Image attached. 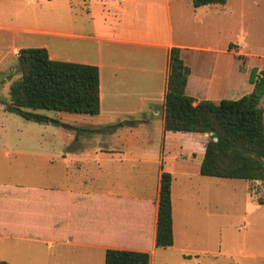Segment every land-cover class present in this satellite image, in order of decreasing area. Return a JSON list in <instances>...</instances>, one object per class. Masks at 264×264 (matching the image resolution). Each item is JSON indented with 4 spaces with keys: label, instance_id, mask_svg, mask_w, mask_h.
<instances>
[{
    "label": "crops",
    "instance_id": "0c3cea01",
    "mask_svg": "<svg viewBox=\"0 0 264 264\" xmlns=\"http://www.w3.org/2000/svg\"><path fill=\"white\" fill-rule=\"evenodd\" d=\"M188 3L187 14L179 0H67L61 5L64 18L56 33L73 38L90 59L59 60L98 66L100 111L78 113L79 120L68 121L59 114V122L73 127L60 125L66 135L70 130L74 135L52 147L30 143L26 150L0 144V162L7 166L0 170L1 238L87 247L102 264L107 248L147 251L154 264L159 249L176 245L177 227L208 224L202 184L209 176L200 173L208 135L163 129L168 55L172 47L181 49L190 70L185 92L198 102L234 94L230 85L235 53L229 45L212 48L187 41L184 20L189 13L195 19L199 10L207 12L217 5ZM84 13L92 21V31L81 25ZM10 18L0 17V70H7L23 48L19 32H55L20 27ZM58 45L62 57L63 44ZM193 51L212 53L210 68L195 70L189 57ZM4 110L8 111L6 105ZM128 119L142 121L118 125ZM81 129H89L95 140H78ZM18 156L27 157L18 163ZM162 170L172 174L173 244L167 247L155 244Z\"/></svg>",
    "mask_w": 264,
    "mask_h": 264
},
{
    "label": "rangeland",
    "instance_id": "374dc122",
    "mask_svg": "<svg viewBox=\"0 0 264 264\" xmlns=\"http://www.w3.org/2000/svg\"><path fill=\"white\" fill-rule=\"evenodd\" d=\"M26 1L0 0L1 19L11 17L12 23L20 27L55 32H19V43L23 47H47L56 59H90L84 58L88 52L84 47L75 46L73 38L63 39L56 33L60 20L64 18L61 5L67 0H28V4ZM190 1L179 0L185 14ZM211 6H217L219 13L214 14L215 9L209 8L207 12L201 9L195 19L189 13L184 20L189 29L186 38L189 43L203 47L227 49L232 44L229 50L237 57H234L230 85L234 94L229 92L232 96L228 97H239L253 88L250 73L259 76L264 68V0H227L224 5ZM81 25L83 29H88L86 32L92 31V21L85 13ZM58 44H63L59 47L60 54L64 53L62 57L58 53ZM211 54L205 51L189 54L195 70L210 68ZM8 64L7 70H0V144H16L24 149L27 144L30 147V143L50 144L52 147L65 140L68 134L74 135L72 130L66 135L60 125L38 123L4 110L9 103V84L19 77L18 59ZM38 112L55 119L60 114L67 121L79 120L78 113L42 109ZM94 136L89 129H81L78 140H92ZM24 157L27 156H18L16 161L20 163L25 160ZM5 166L0 162V170L3 168V171ZM11 170L21 172V169L13 167ZM202 190L208 224L197 226L198 223H192L187 228L177 227L176 245L159 249L154 264H264V203L258 202L260 199L264 201V185L260 181L250 183L246 179L209 176L205 177ZM90 251L87 247L47 243L39 239L0 237V261L7 264H102V259L90 255ZM185 254L191 256L184 257Z\"/></svg>",
    "mask_w": 264,
    "mask_h": 264
},
{
    "label": "trees",
    "instance_id": "16d2710c",
    "mask_svg": "<svg viewBox=\"0 0 264 264\" xmlns=\"http://www.w3.org/2000/svg\"><path fill=\"white\" fill-rule=\"evenodd\" d=\"M226 1L192 0V5H224ZM17 59L19 77L9 85L8 111L27 120L51 122L67 128L73 127L36 110L99 113L97 65L54 59L48 49L41 46L20 48ZM189 72L181 49L172 47L163 100V129L208 135L200 164L202 175L260 181L264 185V68L259 76L250 73L253 84L250 92L218 101L203 99L195 102L185 92ZM138 121L142 120L128 119L118 125L133 126ZM171 183L172 174L162 170L156 216L155 244L158 247L173 244ZM258 202L264 203L262 199ZM104 264H150V254L107 248Z\"/></svg>",
    "mask_w": 264,
    "mask_h": 264
}]
</instances>
